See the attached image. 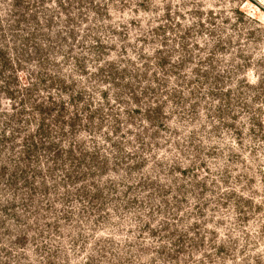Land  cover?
I'll use <instances>...</instances> for the list:
<instances>
[{
  "label": "rangeland",
  "instance_id": "rangeland-1",
  "mask_svg": "<svg viewBox=\"0 0 264 264\" xmlns=\"http://www.w3.org/2000/svg\"><path fill=\"white\" fill-rule=\"evenodd\" d=\"M0 264H264V0H0Z\"/></svg>",
  "mask_w": 264,
  "mask_h": 264
}]
</instances>
